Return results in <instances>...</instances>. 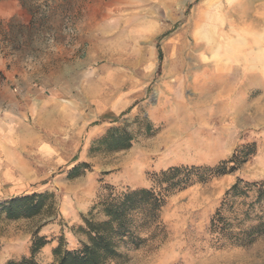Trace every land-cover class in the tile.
I'll return each mask as SVG.
<instances>
[{"label": "rangeland", "instance_id": "obj_1", "mask_svg": "<svg viewBox=\"0 0 264 264\" xmlns=\"http://www.w3.org/2000/svg\"><path fill=\"white\" fill-rule=\"evenodd\" d=\"M238 2L264 7V0ZM189 6L0 0V134L27 163L26 176L11 168L0 205L16 195L48 194L47 206L32 217L10 219L0 211V264L28 256L35 233L48 240L36 259L50 264L56 246L72 250L88 241L85 220H104V201L135 188L162 190L167 183L159 173L169 167L221 161L235 168L202 181L193 174L165 191L157 227L140 231L138 245L119 241L117 264H264V231L245 245H220L222 234L211 226L219 212L233 230L255 223L256 213L264 220V203L262 211L255 203L249 216L240 213L254 192H230L237 181L244 187L264 180V93H232V81L193 76L192 48L172 39ZM52 92L68 101H59L66 111L46 156L21 127L39 132L36 101ZM111 128L132 135L130 145L102 144Z\"/></svg>", "mask_w": 264, "mask_h": 264}, {"label": "trees", "instance_id": "obj_2", "mask_svg": "<svg viewBox=\"0 0 264 264\" xmlns=\"http://www.w3.org/2000/svg\"><path fill=\"white\" fill-rule=\"evenodd\" d=\"M131 139L132 135L129 133L118 128H111L100 142L107 148L122 149L130 145ZM230 161L232 162L233 158ZM225 163L226 161H221L215 166L204 167L172 166L159 173L160 181L167 183L162 190L135 188L123 193L119 199L112 198L104 201L102 209L106 218L102 221L85 220L88 241L72 250L62 249L61 245L56 246L53 249L54 260L50 264H110L112 262L117 264L121 255L117 248L119 241L127 240L138 245L142 239L140 231H149L153 226L157 227L159 212L165 202V191L179 183L187 184L193 174L202 181L235 168L234 164L226 167ZM72 169L76 170L77 165H73ZM250 191L254 192V201L251 204L247 202V206L240 209V213L244 216H249V206L255 203L260 211L263 210L264 180L246 182L244 187H240V182L237 181L230 188L232 194L240 193L246 197ZM47 199L46 193L32 192L16 195L1 204L0 211L10 219L32 217L43 211L48 204ZM219 213L216 219L211 220V226L222 234L220 245H245L264 231V220L259 213L255 214V223L248 224L246 227L239 226L234 230L229 228L230 224L226 222L227 219L222 212ZM46 243L48 240L44 236L35 233L28 256L17 260L9 259L2 264H41L36 259V254Z\"/></svg>", "mask_w": 264, "mask_h": 264}, {"label": "crops", "instance_id": "obj_3", "mask_svg": "<svg viewBox=\"0 0 264 264\" xmlns=\"http://www.w3.org/2000/svg\"><path fill=\"white\" fill-rule=\"evenodd\" d=\"M180 1L183 5L190 6L176 36L172 39L179 41L180 46L192 48L195 64L193 69L191 67L193 76L204 79L225 78L232 81V93L236 91L249 96L252 89H258V93L263 94L264 7L258 8L261 7L260 3H239L238 0ZM183 36L185 39L181 38ZM186 36H189V41ZM154 46L157 47L159 57L162 48L157 43ZM210 87V93L213 94L214 84ZM58 88L64 92L69 90L59 85ZM59 101H64L65 104L68 99L58 98L54 92L49 97L37 99L36 104L40 106L42 117L36 119L39 132L35 135H31L28 125L23 124L21 127L22 132H29V141L40 144L38 152L42 155L52 156L50 144L57 141L53 135L58 134L56 130L59 127V116L61 114L62 117L63 111H66L60 109ZM4 143V137L0 134V186L11 174V168L20 176L27 175L25 157L11 154L9 142L6 145Z\"/></svg>", "mask_w": 264, "mask_h": 264}]
</instances>
